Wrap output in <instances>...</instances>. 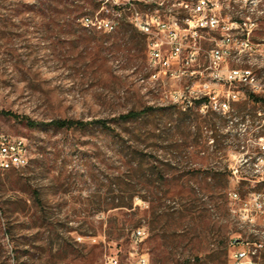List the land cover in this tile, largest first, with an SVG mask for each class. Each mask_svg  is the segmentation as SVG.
Returning <instances> with one entry per match:
<instances>
[{
  "label": "rangeland",
  "instance_id": "obj_1",
  "mask_svg": "<svg viewBox=\"0 0 264 264\" xmlns=\"http://www.w3.org/2000/svg\"><path fill=\"white\" fill-rule=\"evenodd\" d=\"M102 1L0 0V133L25 138L31 154L26 167L0 171V264H230L233 239L264 244V215L250 225L231 211L264 191V165L256 173L248 158L264 136V0H210L223 24L246 22L231 29L235 40L251 32L256 44L226 60L259 84L235 87L245 97L226 115L171 102L166 93L192 82L150 80L146 38L132 25L85 28L83 16L111 17ZM159 1L136 0L144 11ZM222 38L221 29L202 32L201 81H211L208 53ZM54 120L106 123L65 129ZM231 191L242 201L232 205ZM256 261L264 264V247Z\"/></svg>",
  "mask_w": 264,
  "mask_h": 264
},
{
  "label": "built area",
  "instance_id": "obj_2",
  "mask_svg": "<svg viewBox=\"0 0 264 264\" xmlns=\"http://www.w3.org/2000/svg\"><path fill=\"white\" fill-rule=\"evenodd\" d=\"M171 1L156 2L153 9L144 11L136 0H103L102 8L109 5L112 10L111 17L86 15L81 18V23L87 29L100 32L116 31L123 23L133 25L146 36L150 80L160 79V74L163 73L173 78L187 77L192 82V85L166 93L165 96L171 102L187 110L193 107L197 100L205 98L206 101L200 107L202 112L211 110L224 115L230 113L232 104L245 97L244 92L235 87L248 86L253 93L259 88L258 80L251 69H233L225 65L233 49L242 45L253 49L256 44L251 41V32H248L243 40H235L230 31L239 24H223V20L210 9V0ZM177 5L182 7L185 15L179 16L176 13L174 8ZM218 29L223 31V38L209 51L208 65L205 68L211 81H201L197 76L200 71L196 69V65L202 50V32ZM213 82L218 87L212 86ZM248 158L255 166L256 173L259 172V167L264 165V136L259 137L258 152ZM30 160L31 154L25 138L0 133L1 172L24 168ZM237 172V169L232 171L234 175ZM229 197L232 205L242 201L240 195L234 191L229 193ZM231 211L238 212L240 222L253 225L256 218L264 215V191H251L239 209L232 208ZM146 235L145 228H138L132 233L133 238L139 241ZM230 244V264H258L256 258L264 247L263 242L255 243L253 248L236 247L241 244L238 239H233ZM140 262L148 264L149 259L143 256ZM107 264H118V261L110 257Z\"/></svg>",
  "mask_w": 264,
  "mask_h": 264
},
{
  "label": "trees",
  "instance_id": "obj_3",
  "mask_svg": "<svg viewBox=\"0 0 264 264\" xmlns=\"http://www.w3.org/2000/svg\"><path fill=\"white\" fill-rule=\"evenodd\" d=\"M261 10L264 11V3L261 4ZM232 22L238 23L240 25L242 24H246V22H244V20H240V19H234L231 18ZM122 25H129L128 23H123ZM131 25V24H130ZM133 26V25H132ZM134 27V26H133ZM135 28V27H134ZM136 29V28H135ZM145 36V35H144ZM146 38V36H145ZM252 42H254L253 40H251ZM255 43V42H254ZM248 98L255 101V102H261L263 101L262 98H259L257 96H255L253 93L248 94ZM206 101L205 98H202L200 100H197L195 102V104L200 108L201 105ZM216 113V112H215ZM145 115V110L139 111V112H135V111H131L127 114H123L120 115L118 117V120L123 121V122H129V121H133L135 119H138L142 116ZM105 121L103 120H94V121H82V120H54L50 122V125L55 126L56 128H65V129H72V128H85L88 125H93V124H98V125H105ZM232 173V172H231Z\"/></svg>",
  "mask_w": 264,
  "mask_h": 264
},
{
  "label": "bare ground",
  "instance_id": "obj_4",
  "mask_svg": "<svg viewBox=\"0 0 264 264\" xmlns=\"http://www.w3.org/2000/svg\"><path fill=\"white\" fill-rule=\"evenodd\" d=\"M31 161V160H30Z\"/></svg>",
  "mask_w": 264,
  "mask_h": 264
}]
</instances>
